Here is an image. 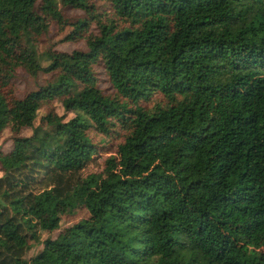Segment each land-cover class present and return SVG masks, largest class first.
Segmentation results:
<instances>
[{
  "label": "trees",
  "instance_id": "obj_1",
  "mask_svg": "<svg viewBox=\"0 0 264 264\" xmlns=\"http://www.w3.org/2000/svg\"><path fill=\"white\" fill-rule=\"evenodd\" d=\"M71 4L0 0V133L62 109L0 149V264H29L14 203L54 229L60 199L89 216L47 264H264V0H94L70 20ZM46 16L80 47L36 50ZM17 70L52 74L18 96Z\"/></svg>",
  "mask_w": 264,
  "mask_h": 264
},
{
  "label": "rangeland",
  "instance_id": "obj_2",
  "mask_svg": "<svg viewBox=\"0 0 264 264\" xmlns=\"http://www.w3.org/2000/svg\"><path fill=\"white\" fill-rule=\"evenodd\" d=\"M67 1L72 2L69 5L70 7L60 6V11L64 18L70 20L80 18L86 6L94 2V0ZM33 5H37V0H33ZM43 27L45 32L38 38V45L36 44L34 46L36 50L40 48L39 44L43 43L45 37H49L50 40L54 41L55 48L62 51H70L74 47H80L78 42L57 43V40L68 31V28L62 21L52 20L46 16L43 18ZM260 28L264 29V21L261 23ZM30 67L33 70L36 68V63L32 59H30ZM51 74L52 72L42 73L37 71L34 76H29L22 70H17L11 82V87L14 88L18 96H21L24 91L34 88L35 84H43L45 80L51 77ZM99 83L101 86L105 85L103 81ZM51 112L61 114L62 109L54 100H41L37 103L35 116H30L27 113L20 114L12 124L10 131L5 129L0 133V149L2 151H8L12 144L21 147L24 144V137L32 133L41 134L47 128L44 116ZM70 116H72V113H67L63 117V120H66ZM101 158L102 156L95 155L83 172L98 171L101 168ZM13 208L20 212L25 223L24 238L28 245L26 257L28 258L29 264H47L48 258L46 252L49 241H61L65 239L67 237V229L71 224L79 219L88 218L89 216L82 204L68 206L63 199H60L56 204V214L58 216L56 227L54 229H48L46 216L27 211L28 207L24 201L21 200L14 203Z\"/></svg>",
  "mask_w": 264,
  "mask_h": 264
}]
</instances>
